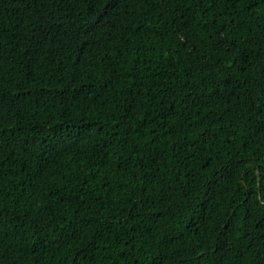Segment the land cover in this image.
<instances>
[{
	"label": "trees",
	"instance_id": "trees-1",
	"mask_svg": "<svg viewBox=\"0 0 264 264\" xmlns=\"http://www.w3.org/2000/svg\"><path fill=\"white\" fill-rule=\"evenodd\" d=\"M0 264H264V0H0Z\"/></svg>",
	"mask_w": 264,
	"mask_h": 264
}]
</instances>
